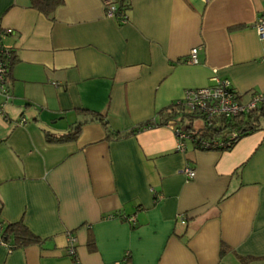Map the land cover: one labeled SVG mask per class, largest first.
<instances>
[{"label": "crops", "instance_id": "crops-1", "mask_svg": "<svg viewBox=\"0 0 264 264\" xmlns=\"http://www.w3.org/2000/svg\"><path fill=\"white\" fill-rule=\"evenodd\" d=\"M107 1L63 0L47 15L0 0L17 55L12 98L0 93V221L41 239L0 244V264H264V128L230 150L180 151L158 123L215 77L245 99L264 93V0H115L124 24ZM78 124L72 141L47 139Z\"/></svg>", "mask_w": 264, "mask_h": 264}, {"label": "trees", "instance_id": "trees-1", "mask_svg": "<svg viewBox=\"0 0 264 264\" xmlns=\"http://www.w3.org/2000/svg\"><path fill=\"white\" fill-rule=\"evenodd\" d=\"M63 3V0H31V4L34 8L46 13L47 15H51L54 13L56 8ZM120 6V5H119ZM122 9H124L123 6ZM5 30L0 28V42L7 50L10 49L7 53L3 54L1 59L5 60L8 65V74L7 80L9 84V88H11V75L14 64L17 61V55L15 51L6 46L3 43V36L5 34ZM214 84V83H213ZM212 84V85H213ZM211 86V85H210ZM11 93V91H10ZM12 96V95H11ZM12 98V97H11ZM92 120H100L107 129L108 121L104 114L101 113H91ZM160 121L159 124H167L169 121L176 120L181 124L187 125V131L192 136V140H188L187 142H191L195 145L196 148L199 149V144L202 140H207L209 142L213 140H221L225 144L230 140V136L233 132H237L239 134V142L240 139L249 135L250 133L257 131L259 129L264 128V103L261 104L258 109L255 111L242 114L240 116H236L233 118H227L225 116H215L212 119L211 124L206 122V117L203 112L197 109L189 108L183 101L174 102L169 107L164 108L160 112ZM202 122L203 126H197V123ZM153 121L145 122L141 125L134 127L129 130L127 133H136L142 129L154 126ZM82 128V124L73 125L69 131L64 134L56 135L52 133H47V139L50 142H68L77 138ZM111 132V131H109ZM117 136V134H116ZM237 142L232 147H211L204 148L201 150H220L226 151L232 149ZM3 224V230L1 232L2 239L10 243V240L13 238L15 240L14 245L12 247H18L22 245H26L29 243L41 242L40 237L35 235L23 222H17L14 224L5 225L4 222L0 221Z\"/></svg>", "mask_w": 264, "mask_h": 264}, {"label": "built area", "instance_id": "built-area-1", "mask_svg": "<svg viewBox=\"0 0 264 264\" xmlns=\"http://www.w3.org/2000/svg\"><path fill=\"white\" fill-rule=\"evenodd\" d=\"M106 16L110 18H118L121 24L127 23L129 21V16L126 13V8L122 9L115 0H110L106 2L105 5ZM256 30L259 36L264 39V16L260 17L256 22ZM7 33L11 32V30H7ZM10 49H6L0 42V93L6 98L8 102L11 99L10 88L7 80L8 74V65L5 60L1 59L3 54L7 53ZM188 62L192 64H196L199 62L198 59V48L192 49ZM215 82L211 86L196 88V89H188L185 93L184 98L181 100L191 109L200 110L205 114L206 122L211 124L212 119L215 116H225L227 118H233L236 116H240L242 114H248L256 109L264 103V93L254 92L251 93L248 98H244L241 94H239L232 82L228 79H220L215 77L213 79ZM21 123H26V118L21 119ZM169 127H171L178 138L177 148L180 151L186 150V143L188 140H192V136L187 131V125L181 124L176 120H172L168 123ZM239 134L237 132H233L230 136V140L227 144L223 141L213 140L211 142L207 140H202L199 144V149L204 148H213V147H232L239 139ZM234 143V144H233ZM184 174L187 178L193 179L196 177V170L190 164H187L183 169ZM130 222H135V217L128 218ZM3 230V224L0 222V244L10 247V244L2 239L1 232ZM69 242V254L75 256V244L76 239L69 234L68 235ZM75 258V257H74ZM76 264L78 263L77 258H75Z\"/></svg>", "mask_w": 264, "mask_h": 264}, {"label": "rangeland", "instance_id": "rangeland-1", "mask_svg": "<svg viewBox=\"0 0 264 264\" xmlns=\"http://www.w3.org/2000/svg\"><path fill=\"white\" fill-rule=\"evenodd\" d=\"M197 126L201 127V126H203V125H197Z\"/></svg>", "mask_w": 264, "mask_h": 264}]
</instances>
